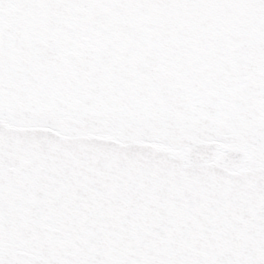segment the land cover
I'll use <instances>...</instances> for the list:
<instances>
[{
    "label": "snow or ice",
    "instance_id": "snow-or-ice-1",
    "mask_svg": "<svg viewBox=\"0 0 264 264\" xmlns=\"http://www.w3.org/2000/svg\"><path fill=\"white\" fill-rule=\"evenodd\" d=\"M0 264H264V0H0Z\"/></svg>",
    "mask_w": 264,
    "mask_h": 264
}]
</instances>
